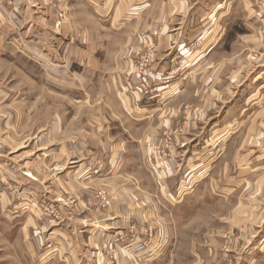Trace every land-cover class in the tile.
<instances>
[{"label": "crops", "instance_id": "1", "mask_svg": "<svg viewBox=\"0 0 264 264\" xmlns=\"http://www.w3.org/2000/svg\"><path fill=\"white\" fill-rule=\"evenodd\" d=\"M10 1L0 0V59L11 32L43 35L35 58L45 65L50 44L27 124L47 130L43 143L56 152L17 165L23 190L0 187V264H166L169 242H181L187 226L200 243L195 264L219 254L224 239L236 264H264V0ZM61 9L72 58L61 57L53 33ZM149 41L151 90L143 92L137 63ZM48 97L65 104L49 107ZM52 114L58 125H39ZM171 132L174 147L161 158ZM198 178L227 210L200 231L201 210L188 207L202 193ZM42 199L63 211L60 225L47 226L36 209ZM183 208L191 211L182 218ZM151 242L163 253L150 255Z\"/></svg>", "mask_w": 264, "mask_h": 264}, {"label": "rangeland", "instance_id": "2", "mask_svg": "<svg viewBox=\"0 0 264 264\" xmlns=\"http://www.w3.org/2000/svg\"><path fill=\"white\" fill-rule=\"evenodd\" d=\"M10 4L12 5V0L10 1ZM53 33L57 37H61L60 39H57L59 43H62L61 49L63 51V54L61 57L63 58L69 55L72 58L74 51L72 52V50L69 48V45H66V42L70 41V35L65 36L64 34H62V28L60 30H56L53 28ZM74 37L80 39L81 35H74ZM48 38H50V36H48ZM44 39L45 37H43V35H35L34 33H26L21 35L19 33L11 32L9 35V50L7 51V53H9L8 59H5L3 57L2 59H0V187L10 190L12 192H15L18 187H20L21 190L25 188L15 178L17 176V173H15L17 171V165L22 166V164H25V166H29V164L32 163V160L36 158H42L43 161L47 159V156L55 154L56 152L55 145H53L52 143H43L46 140L45 138L48 136L47 130L39 128L35 129L32 123L27 124L28 119L31 118L32 121V115L29 114V111L32 110V105L34 102V98L32 95L35 88V75L36 73H42L43 76L48 77V73L50 71V66L48 65L50 59L52 58L48 55L50 50V44L47 45L48 54H43V57H46V59H48L46 65L42 64V62L39 63L38 60L35 58L36 56L39 57L36 48L40 46L41 43L43 44ZM149 53V50L146 49L141 54L139 62L137 63L138 68H140L142 56L148 55ZM154 53L155 52H153V57ZM153 57L150 61V64L146 66V69H148L151 63L153 62ZM251 58V60L256 59V55L253 53V55H251ZM40 69L41 71H39ZM45 81L47 80L43 79V83ZM44 84H47L50 87L49 82H45ZM150 90L151 89L149 83L148 91ZM47 104L50 107L55 106L56 104L62 105L65 103L58 101L56 98L48 97ZM18 108L25 110V121L24 124L21 125V115ZM69 116L71 117L72 114H70ZM39 117L41 118H39L38 120L39 125L42 124V127L47 125L46 129L49 125H54L55 123L58 125L59 119L56 118V115H42ZM118 132L121 131L119 130ZM170 135H172L173 138V132H171ZM158 149L160 151H165V148L162 146ZM46 165H49V163H47ZM46 165L43 166L48 168L49 170H53L52 168ZM75 165L76 164H74L73 166ZM97 165V168H101L103 166V161H97ZM55 168L64 170L68 168V166L55 165ZM13 171L15 173V176L10 175L11 173H13ZM182 183L183 181H179V184ZM195 183L196 181H194V185ZM196 185L201 187L202 193L199 192L195 196L197 203H195L194 205L192 204L188 207H192L191 209L195 210L197 206V208H199L198 210H201V214L197 215V217H199V222L202 221L203 225L205 226H199L198 231H200L203 228L213 227L210 226L212 224L214 225L217 222H221L222 220L224 221L227 210L224 197L216 196L211 193H205V191L209 192L208 187L210 185L209 183H205V179L198 178ZM100 191V189L97 190L96 196L99 198L101 205L107 207L108 205L104 203L103 197L98 194ZM37 202L38 205L36 209L40 211V215L46 222L47 226H49L50 228L56 227L64 221L65 214L53 201L42 199L37 200ZM209 202H211L212 204ZM47 204H49V206H53V209L61 213V217L63 220L60 223H48L46 215L39 209L41 207L44 211L45 207H47L45 205ZM189 211L191 210L188 209L187 211L183 208L182 210H180L181 214L179 212L178 213L183 218L186 217V213ZM171 221V223H173V220ZM155 228L156 227L153 226L154 232L156 233ZM185 229V234L181 235V238H183L181 242L177 240L179 236L177 237V239L175 237L176 240H173L171 243L169 242L171 248H166V250L168 249L169 251L166 254V258L164 259L165 262L167 261L166 264H195V259L192 253L194 252V249L200 247V243L195 244L193 242V226H187ZM147 237L150 239V235H147ZM230 243L231 242H229L228 239H224L222 242L219 243V254L212 251L210 255L211 257L203 259L204 261L202 262V264H236V262H234L236 259L231 255L232 248ZM206 244L209 247V243L206 242ZM161 249L157 250V254L163 253L164 249H162V251ZM175 250H177V252ZM154 254L152 256H155ZM158 258L159 257H157L156 260Z\"/></svg>", "mask_w": 264, "mask_h": 264}, {"label": "built area", "instance_id": "3", "mask_svg": "<svg viewBox=\"0 0 264 264\" xmlns=\"http://www.w3.org/2000/svg\"><path fill=\"white\" fill-rule=\"evenodd\" d=\"M66 19V12L64 10H59L57 13V18L56 21L54 23V27L56 30H60L64 24V21ZM160 29L157 28L152 32V35L157 36L159 33ZM150 44H148V50H149V54L142 56V61L140 62V68H139V74L142 76L141 77V83H140V87L141 90L143 92H147L148 91V81L146 79L143 78L144 74H145V70L146 66H148L150 64V61L153 57V52L155 50V46L151 43V41H149ZM145 71V72H144ZM162 147L165 148V151H158V155L159 157H168L170 155V152L173 149V138L172 135H170V133H167L166 135H164L163 137V142L161 143ZM99 195H101L103 197V201L106 205L110 206L111 205V201L112 198L110 196L107 195V193H105L104 190H101L99 193ZM47 207H45L44 211L43 208H39L42 212H44V214L47 217V221L50 224H58L60 223L63 219L61 217V213L57 212L55 209H53V206H49V204L45 205ZM148 235H150V239H152V237L154 238V236L156 235V233L154 232L153 227H149L148 229H146L145 231ZM149 248L151 249V251L149 252L150 255H153L159 248H161V245H155L154 243H150L149 244ZM108 253L110 255V257H114V252L112 249L108 250Z\"/></svg>", "mask_w": 264, "mask_h": 264}]
</instances>
